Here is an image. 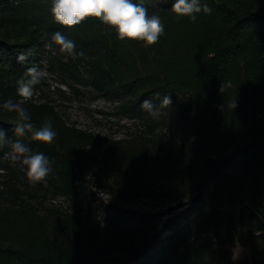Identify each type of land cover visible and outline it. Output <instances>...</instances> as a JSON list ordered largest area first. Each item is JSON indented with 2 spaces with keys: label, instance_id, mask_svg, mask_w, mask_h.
I'll return each mask as SVG.
<instances>
[{
  "label": "trees",
  "instance_id": "obj_1",
  "mask_svg": "<svg viewBox=\"0 0 264 264\" xmlns=\"http://www.w3.org/2000/svg\"><path fill=\"white\" fill-rule=\"evenodd\" d=\"M201 2L211 14L201 12L194 22L172 11L174 0L148 6V14L158 15L165 31L146 47L118 40L114 29L96 18L63 27L52 17V0H0V105L8 98L19 102L17 80L33 68L40 73L46 44L59 31L75 42L77 52L83 51L80 58L87 70L83 80L72 60L50 63V71L73 81L64 83L70 94L79 98L90 90L94 99L115 105L111 115L98 114L129 121L151 116L141 106L151 99L158 110H173L172 125L188 133L179 143V164L163 169L144 150H125L117 141L67 126L50 101L22 102L34 126L52 120L58 135L50 145L17 137L16 114L0 107V129L7 139L21 140L49 157L55 176L50 190L74 203L72 215L52 211L42 217L27 201L38 199L34 191H0V198L8 193L26 202L19 218L9 215H14L10 209L0 215V264H264V0ZM165 96L171 105L162 103ZM87 146L98 153L88 157ZM5 151L6 145L0 147V169ZM237 159L238 180L246 185L247 196H237L231 206L239 208V218H248L256 240L243 260L233 258L235 246L243 245L244 226L231 211L225 212L221 241L200 238L201 229L218 223L222 214L221 204L208 203L201 189L226 184L227 171ZM87 160L98 161L102 174L113 179L108 186L112 194L130 199L164 194L189 199L195 194L196 199L180 202L181 212L133 248L131 229L141 222L139 214L86 201ZM163 181H170L168 191L156 188ZM47 192L42 186L37 191ZM98 213L108 227H101Z\"/></svg>",
  "mask_w": 264,
  "mask_h": 264
},
{
  "label": "rangeland",
  "instance_id": "obj_2",
  "mask_svg": "<svg viewBox=\"0 0 264 264\" xmlns=\"http://www.w3.org/2000/svg\"><path fill=\"white\" fill-rule=\"evenodd\" d=\"M45 50L47 53L39 73L40 82L34 86V94L27 101L35 103L50 101L56 113L62 117L67 126H73L104 139L117 141L120 143L119 147L125 150L133 148L138 151L144 150L148 160L150 162L155 161L154 164L160 168L164 169L174 164H179L182 156L179 143L188 136V133L181 132L172 125V121L175 118L173 110L162 108L158 110L157 115L143 116L135 121L116 116L100 115L98 111L111 115L115 105L106 102L102 98L94 99L96 94L90 90H85V94L77 98L69 93L68 86L64 84L65 82L73 83V81L58 72L50 71L49 68L51 62L54 63L59 59H62V61L72 60V66H75L82 75V79L86 80L88 76L84 65L85 59L80 57L73 58L66 53H62L53 42L47 43ZM79 89L83 90L81 87ZM59 90L64 91L69 99H63ZM190 141L192 143L193 139H190ZM85 149L88 157L95 156L99 151L95 147L87 146ZM10 153L2 159L4 168L0 169V191L11 193L15 188L34 191L38 199L27 200L28 203H32L31 205L37 207L38 215L49 217L50 212L57 211L56 207L49 202V197L56 195L50 190L48 185L55 176L50 173L44 182L35 185L31 184L26 178L23 170L24 166L17 161H13ZM85 165L87 167V179L90 181L88 189L84 193L87 202L103 203L105 197L101 196L100 193L108 191L110 195L108 200L114 206L120 209H129L139 214L141 222L134 223L131 229L136 237L135 241H130L129 243V246L133 248L138 246L145 238L159 231L164 222L173 217L176 212H181L183 209L179 205L180 202L185 203L188 200V203L191 204L196 199L195 194L189 199L180 197L179 194L178 196L158 195L151 199H130L120 194H112L108 190V186L113 183V179L102 174L101 164L98 161L87 160ZM150 165L147 164L148 167ZM227 175L228 182L219 188L213 186L207 190H204L205 187L201 189L205 193L208 203L219 202L221 204L222 214L218 223L201 229L200 238L204 241L211 240L213 243L221 241L223 239V222L226 220L225 212L231 211V215L237 223H241L244 226L243 245L240 246L238 244L235 246L232 250L233 258L234 260L248 259L251 254V246L256 243L254 231L246 216L239 218V208L231 206L233 205L232 202L236 201L237 196L242 198L247 196L246 185L240 184V180H238L239 159L235 160L231 169L227 171ZM41 186L48 191L44 195L43 193H37V191H41ZM91 187L94 188L91 189ZM156 188L160 191H168L171 188L170 181L160 182ZM8 193L0 198V215H8L9 213L6 211L10 209L14 215H9L17 219L21 214V207L25 206L26 202L16 201ZM174 197L179 198L171 200ZM70 202L74 210V203L71 199ZM173 208H176V210H172Z\"/></svg>",
  "mask_w": 264,
  "mask_h": 264
},
{
  "label": "clouds",
  "instance_id": "obj_3",
  "mask_svg": "<svg viewBox=\"0 0 264 264\" xmlns=\"http://www.w3.org/2000/svg\"><path fill=\"white\" fill-rule=\"evenodd\" d=\"M158 3L159 0H52L51 14L56 23L67 28L78 26L88 18L99 19L102 24L114 29L118 40L139 41L148 47L156 44L165 31L160 17L148 14V6L156 7ZM172 11L178 16H187L194 22L197 14H211L212 9L201 0H174ZM51 40L62 53L73 58L84 55L83 51H76L73 40L59 31L52 34ZM39 82V73L35 68L31 69L26 76L17 80L18 96L23 100L30 99L34 94V86ZM222 87L224 86L221 85ZM162 103L171 105L170 96H165ZM141 106L152 115L158 114V108L151 99L143 100ZM231 106H235L234 100ZM0 107L16 114L14 134L17 137L27 135L31 142L44 145L55 141L58 133L50 118L36 127L22 102L14 103L8 98ZM4 145L10 146L11 159L24 166L26 178L31 184L44 182L51 173L49 157L42 152H33L21 140L9 141L4 130L0 129V147Z\"/></svg>",
  "mask_w": 264,
  "mask_h": 264
},
{
  "label": "built area",
  "instance_id": "obj_4",
  "mask_svg": "<svg viewBox=\"0 0 264 264\" xmlns=\"http://www.w3.org/2000/svg\"><path fill=\"white\" fill-rule=\"evenodd\" d=\"M25 101H27V100H23V98H21L19 100V102H25ZM8 140L14 141L13 139H10V138ZM9 152H11L10 146L6 145V151L3 154V158L5 156H7ZM93 188L94 187H91V189H93ZM100 195L105 197V199L103 200V203H102L103 206H111V207H114L116 209H120V208L114 206L113 203L110 200H108L110 198L108 191L102 192V193H100ZM49 202L52 204V206L56 207L55 209L58 212L65 214V215H72L73 214V208L71 206V202H70V199L68 197H66V196H52V197H49ZM81 216L83 217V219H86V216L84 213H81ZM98 221H100V225L103 228H106L109 226L107 221L102 220L100 213H98Z\"/></svg>",
  "mask_w": 264,
  "mask_h": 264
}]
</instances>
